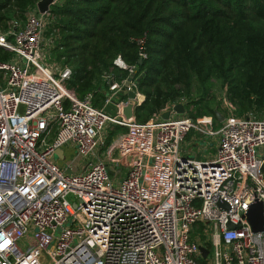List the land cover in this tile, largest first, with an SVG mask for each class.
<instances>
[{
  "label": "built area",
  "instance_id": "built-area-1",
  "mask_svg": "<svg viewBox=\"0 0 264 264\" xmlns=\"http://www.w3.org/2000/svg\"><path fill=\"white\" fill-rule=\"evenodd\" d=\"M51 16L36 6L0 34L12 54L0 60V264H264V231L246 218L264 204V117L226 104L216 130L212 117L180 116L181 102L126 121L124 84L137 107L145 98L138 66L117 57L128 74L103 75V107L79 97L72 69L47 63ZM135 42L143 62L147 39ZM110 125L128 132L108 145ZM193 131L217 138L214 156L184 148ZM66 147L76 158L61 166Z\"/></svg>",
  "mask_w": 264,
  "mask_h": 264
},
{
  "label": "trees",
  "instance_id": "trees-1",
  "mask_svg": "<svg viewBox=\"0 0 264 264\" xmlns=\"http://www.w3.org/2000/svg\"><path fill=\"white\" fill-rule=\"evenodd\" d=\"M39 1L0 0V32ZM50 13L60 33L53 54L72 69L69 88L79 97L95 91L96 106L105 96L101 76L121 56L138 66L145 96L135 110L139 123L181 102L197 105L195 118L205 109L217 119L213 106L194 100L208 98L215 82L227 88L238 115L264 112V0H58ZM144 36L148 59L139 64L135 40ZM11 56L0 48L1 61Z\"/></svg>",
  "mask_w": 264,
  "mask_h": 264
},
{
  "label": "rangeland",
  "instance_id": "rangeland-1",
  "mask_svg": "<svg viewBox=\"0 0 264 264\" xmlns=\"http://www.w3.org/2000/svg\"><path fill=\"white\" fill-rule=\"evenodd\" d=\"M51 18H54V17L51 16ZM17 20L20 23H24L26 21V19L25 20H20L19 18H14L12 21H17ZM12 21L7 23V27L8 28L11 26V22ZM52 21H53V19H52ZM5 31L0 32V34L4 33ZM59 34L60 33H59V31L57 29H55V28L53 29L52 27H49V28H47V32L45 33V37H47L48 39H52L53 37H56ZM55 46L56 45H55V42H54L53 45L50 48V50L52 49V51H51V56L49 55V59H48L47 63L52 68L64 67L62 64H60V63H58L56 61L55 54H53L54 53L53 49L55 48ZM43 49H44V51H46L47 50L46 46H44ZM110 71L112 73H114L116 76H118V78L122 77L123 71L121 69H119L117 67H112ZM102 77H103V75L101 76V82H102ZM68 87H69V85H68ZM200 98L203 101L202 105L203 104L206 105L208 103L209 106H213L212 108L215 109V112L218 111L223 117L228 116V112L225 109L226 104L227 105L231 104V106L235 108V112L237 114L240 111L239 107L234 105L230 101V99L228 97V93H227V88L225 86H223L220 82H215L214 83V85H213V87L211 89V92L208 95V98H202L198 94L194 95V100L195 101H199ZM205 102H207V103L205 104ZM224 103H225V105H224ZM99 105L100 106L103 105L102 101H100ZM188 108L186 109L187 110V113H186L187 116L192 117L194 120L196 119L195 117L200 116L199 115V108L197 107V105H192V107H191L192 110H191L190 106ZM189 110H191V111H189ZM206 112H209V111L204 109V111H203L204 115H202V117H204V116L212 117L213 120H214L215 129L217 130L218 128H220L222 123L218 119H215L211 113H206ZM249 112H255L256 114H259L261 117L262 116L264 117V112L263 111L261 112V111L256 110V109H252V110H249ZM155 115L156 114H154L145 123L149 122L152 118H154ZM145 123H139V124H145ZM127 132H128V129H126L124 127L117 128V126L110 125L109 129L107 131L108 145H111L112 142H114V140H117L119 135L125 134ZM216 143H217V138L216 137L212 138V137L204 136L202 134H199V133L193 131L187 137L186 142L184 143V148L187 151H189L190 154H192L193 156L196 155L199 159H204L206 156H214L215 155V153H216V149H215ZM65 156H66V161H61L59 159V157L56 156V159L59 161L61 166H65L66 163L69 162V161H74L75 158H76V153L73 150V148L66 147L65 148ZM203 264H205V263H203Z\"/></svg>",
  "mask_w": 264,
  "mask_h": 264
},
{
  "label": "water",
  "instance_id": "water-1",
  "mask_svg": "<svg viewBox=\"0 0 264 264\" xmlns=\"http://www.w3.org/2000/svg\"><path fill=\"white\" fill-rule=\"evenodd\" d=\"M58 0H40L37 3L38 11L41 14H46L50 11L51 6L54 5ZM143 62L140 60L139 64H142ZM131 80V79H130ZM126 94L128 95V102L127 104L122 108V116L126 121H131L135 118V110L137 108V95L133 91H127ZM174 111H176L178 114L183 115L185 113V107L182 104H177L174 106ZM215 115L217 119L220 122L224 121V117L218 112H215ZM171 116V111H167L162 114V118L167 120ZM60 154H62V151H60ZM246 218L249 221L250 225L252 226V229L254 232H263L264 231V204L262 202H256L253 204L249 211L246 214ZM229 228H236L235 225L229 224ZM201 252L203 254V257H207L209 251L205 249L204 247H201Z\"/></svg>",
  "mask_w": 264,
  "mask_h": 264
},
{
  "label": "crops",
  "instance_id": "crops-1",
  "mask_svg": "<svg viewBox=\"0 0 264 264\" xmlns=\"http://www.w3.org/2000/svg\"><path fill=\"white\" fill-rule=\"evenodd\" d=\"M116 76V75H115ZM127 77V76H126ZM116 79H117V81L118 82H120V83H122L123 84V82H124V80L126 79L125 77H119L118 78V76H116ZM123 81V82H122ZM103 84V83H102ZM103 86H104V90L103 91H101V92H103L104 93V95H105V93L108 91V89L106 88V86L103 84ZM70 89H72V88H70ZM73 90H75V89H73ZM127 85L126 84H124V86H123V91H122V93H121V95L119 96L121 99H123V100H128V95L126 94V92H127ZM91 93H93L94 94V104H95V99H96V96H95V91H93V92H91ZM104 99H105V96H104ZM104 99H102V103H103V105H104ZM144 100H145V98H144ZM103 105L102 106H97V107H103ZM96 106V105H95ZM189 111H191V110H189ZM109 113H113V114H117V111H116V108H115V110H114V108H110L109 109ZM186 113H187V110L185 109V113L183 114V115H180V116H187L186 115ZM192 118V117H191ZM221 123H223V122H221ZM221 126H222V124H221ZM220 126V127H221ZM215 149H216V147H215ZM196 156V155H195ZM197 157V156H196ZM206 157H208V156H206ZM198 158V157H197ZM199 159V158H198Z\"/></svg>",
  "mask_w": 264,
  "mask_h": 264
}]
</instances>
